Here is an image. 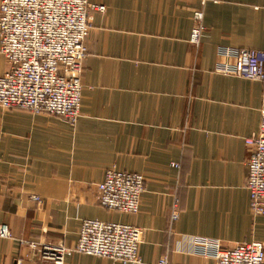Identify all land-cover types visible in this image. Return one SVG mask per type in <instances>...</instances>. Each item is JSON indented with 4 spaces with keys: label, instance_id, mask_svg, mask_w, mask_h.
<instances>
[{
    "label": "crops",
    "instance_id": "0c3cea01",
    "mask_svg": "<svg viewBox=\"0 0 264 264\" xmlns=\"http://www.w3.org/2000/svg\"><path fill=\"white\" fill-rule=\"evenodd\" d=\"M88 2L76 123L0 108V224L11 231L0 238V264H53L28 242L73 246L86 218L141 227L140 261L69 252L64 264H215L197 237L264 243L245 142L259 129L264 83L217 68L235 60L221 47L264 50V0ZM196 9L204 29L194 45ZM7 67L0 52V75ZM110 168L144 176L137 213L99 204L97 183Z\"/></svg>",
    "mask_w": 264,
    "mask_h": 264
},
{
    "label": "built area",
    "instance_id": "2783aa9c",
    "mask_svg": "<svg viewBox=\"0 0 264 264\" xmlns=\"http://www.w3.org/2000/svg\"><path fill=\"white\" fill-rule=\"evenodd\" d=\"M100 10L102 6L98 7ZM88 0H0V52L8 67L0 75V108L47 112L74 125L80 115L81 68L90 30ZM189 42L197 45L204 29L201 9L193 11ZM219 53L235 57L220 63L218 71L264 83V50L221 47ZM250 148L246 162L250 208L264 213V113L256 134L245 139ZM172 166H178L172 163ZM145 178L141 173L107 169L97 183L98 202L109 210L137 213ZM34 200L40 201L38 196ZM177 216V211L172 213ZM143 229L137 225L100 219H82L73 246L62 241L37 243L38 256L64 264L66 253L100 256L122 263H138ZM11 236L0 224V238ZM199 249L215 264H264V243L243 241L223 247L219 240L197 237ZM155 264H170L167 257Z\"/></svg>",
    "mask_w": 264,
    "mask_h": 264
},
{
    "label": "rangeland",
    "instance_id": "374dc122",
    "mask_svg": "<svg viewBox=\"0 0 264 264\" xmlns=\"http://www.w3.org/2000/svg\"><path fill=\"white\" fill-rule=\"evenodd\" d=\"M37 201V200H36ZM38 202H40V201H38Z\"/></svg>",
    "mask_w": 264,
    "mask_h": 264
}]
</instances>
